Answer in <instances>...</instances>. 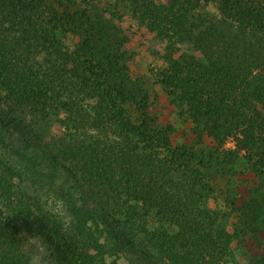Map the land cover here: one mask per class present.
<instances>
[{"label": "trees", "instance_id": "obj_1", "mask_svg": "<svg viewBox=\"0 0 264 264\" xmlns=\"http://www.w3.org/2000/svg\"><path fill=\"white\" fill-rule=\"evenodd\" d=\"M213 3L219 14L206 10ZM103 12L171 44L192 45L197 55H170L158 81L221 156L246 158L261 171L264 0H0V125L38 147L74 181L88 213L109 226L119 251L132 249L150 264H225L245 233L243 220L233 224L231 214L214 204L204 154L175 146L172 127L151 113L147 95L132 89L125 40L106 31ZM11 106L75 131L82 141L73 158L105 194L88 188ZM129 106L137 108L136 118ZM8 184L0 176V264H27L25 238L3 205L12 196ZM111 199L126 208L124 219ZM150 218L161 227L149 241L156 253L128 226ZM39 231L56 235L45 225ZM86 247L62 238L54 258L57 264H98Z\"/></svg>", "mask_w": 264, "mask_h": 264}, {"label": "rangeland", "instance_id": "obj_2", "mask_svg": "<svg viewBox=\"0 0 264 264\" xmlns=\"http://www.w3.org/2000/svg\"><path fill=\"white\" fill-rule=\"evenodd\" d=\"M56 6L59 3L56 2ZM206 10L219 14L216 4H210ZM102 25L113 38L125 40L129 51V76L134 83L132 89L140 97L147 95L148 105L153 115L163 125L172 127L171 138L175 146H190L204 154L207 165L203 172L216 189L214 204L217 208L231 214L245 230L232 245V254L225 264H258L264 261V169L256 171L246 158L232 161L221 156L212 141L200 137L198 128L189 119L182 106L172 103L157 79V73L163 70L169 56L181 57L197 55L189 42L176 41L173 44L150 32L129 19L124 22L102 13ZM103 49V48H101ZM15 116H20L33 130L42 134L53 154L76 169L88 188L102 196L104 188L97 180L84 173L80 163L73 158V149L81 145V137L63 122L46 119L18 106H11ZM132 118L137 116L135 106L128 107ZM58 120V119H57ZM0 176L13 188L12 196L4 198L3 205L9 216L19 225L21 233L28 236L42 235L54 250L55 242L68 238L83 242L98 257V264H150L144 256L132 249L121 252L115 247V241L109 226L88 213L82 200L81 191L64 171L53 165L50 159L36 146L27 143L23 136L12 134L0 125ZM55 189L63 198L68 210L67 231H61L62 225L53 218L37 215L44 210L37 193L42 188ZM110 206L118 218H125V207L117 205L114 199ZM91 206V205H90ZM92 207V206H91ZM37 215V216H35ZM124 221V220H123ZM40 225H45L56 235L41 233ZM134 239L147 241L161 230L155 219L128 224ZM58 230V231H57ZM50 236V237H49ZM148 244L153 253L157 249Z\"/></svg>", "mask_w": 264, "mask_h": 264}, {"label": "clouds", "instance_id": "obj_3", "mask_svg": "<svg viewBox=\"0 0 264 264\" xmlns=\"http://www.w3.org/2000/svg\"><path fill=\"white\" fill-rule=\"evenodd\" d=\"M37 198L44 210L43 214L37 215L47 216L51 222L53 218H56L62 225L61 231L65 234L68 210L63 198L58 195L55 189L48 187L40 189ZM21 235L25 238L23 245L27 252V264H57L54 250L42 235L28 236L26 233Z\"/></svg>", "mask_w": 264, "mask_h": 264}]
</instances>
